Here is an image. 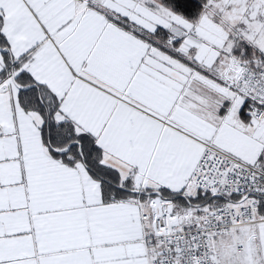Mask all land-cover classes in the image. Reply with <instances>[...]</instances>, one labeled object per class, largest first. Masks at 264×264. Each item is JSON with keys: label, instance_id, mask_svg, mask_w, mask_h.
I'll return each instance as SVG.
<instances>
[{"label": "snow or ice", "instance_id": "obj_1", "mask_svg": "<svg viewBox=\"0 0 264 264\" xmlns=\"http://www.w3.org/2000/svg\"><path fill=\"white\" fill-rule=\"evenodd\" d=\"M0 264H264V0H0Z\"/></svg>", "mask_w": 264, "mask_h": 264}]
</instances>
